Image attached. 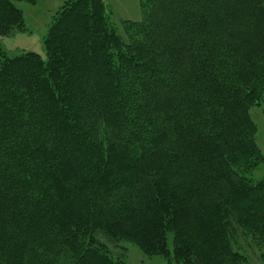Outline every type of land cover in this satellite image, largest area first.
Instances as JSON below:
<instances>
[{
	"label": "trees",
	"instance_id": "16d2710c",
	"mask_svg": "<svg viewBox=\"0 0 264 264\" xmlns=\"http://www.w3.org/2000/svg\"><path fill=\"white\" fill-rule=\"evenodd\" d=\"M0 0V37L23 24ZM69 0L46 60L0 53V264H126L96 236L182 264H245L264 247V0H141L109 31Z\"/></svg>",
	"mask_w": 264,
	"mask_h": 264
},
{
	"label": "rangeland",
	"instance_id": "374dc122",
	"mask_svg": "<svg viewBox=\"0 0 264 264\" xmlns=\"http://www.w3.org/2000/svg\"><path fill=\"white\" fill-rule=\"evenodd\" d=\"M104 4V20L108 30L116 33L123 41H127L123 23L141 20V0H102ZM69 4V0H33L31 3L17 2L15 7L21 12L23 24L9 35L0 37V53L13 58L28 53L39 55L46 60L44 40L55 16ZM250 117L255 123L257 133L256 144L263 159L255 171L249 176L257 183L264 178V100L251 108ZM103 245L104 252L114 262L126 264H182L173 257V235H166L165 251H142L128 242H113L96 236ZM235 251L245 258V264H264V247L257 246L248 236L238 230L232 239Z\"/></svg>",
	"mask_w": 264,
	"mask_h": 264
}]
</instances>
